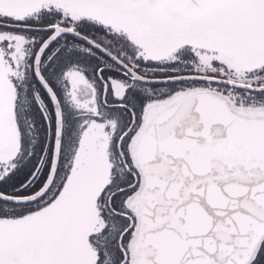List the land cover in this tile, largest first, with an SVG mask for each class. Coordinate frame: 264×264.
<instances>
[{
	"label": "snow or ice",
	"instance_id": "6c2138e0",
	"mask_svg": "<svg viewBox=\"0 0 264 264\" xmlns=\"http://www.w3.org/2000/svg\"><path fill=\"white\" fill-rule=\"evenodd\" d=\"M0 264H264V0H0Z\"/></svg>",
	"mask_w": 264,
	"mask_h": 264
}]
</instances>
